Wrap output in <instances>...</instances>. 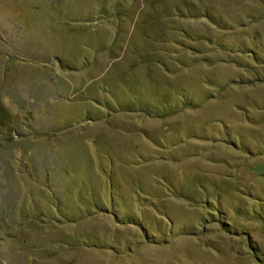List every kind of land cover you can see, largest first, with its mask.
Masks as SVG:
<instances>
[{"label": "rangeland", "instance_id": "rangeland-1", "mask_svg": "<svg viewBox=\"0 0 264 264\" xmlns=\"http://www.w3.org/2000/svg\"><path fill=\"white\" fill-rule=\"evenodd\" d=\"M0 264H264V0H0Z\"/></svg>", "mask_w": 264, "mask_h": 264}]
</instances>
